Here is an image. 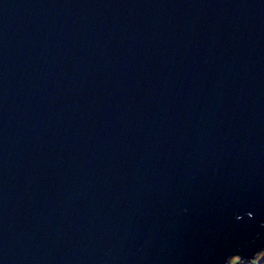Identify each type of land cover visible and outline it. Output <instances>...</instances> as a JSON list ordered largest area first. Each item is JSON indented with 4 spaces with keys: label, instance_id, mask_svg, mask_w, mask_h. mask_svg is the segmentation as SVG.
<instances>
[{
    "label": "water",
    "instance_id": "water-1",
    "mask_svg": "<svg viewBox=\"0 0 264 264\" xmlns=\"http://www.w3.org/2000/svg\"><path fill=\"white\" fill-rule=\"evenodd\" d=\"M261 251L264 0H0V264Z\"/></svg>",
    "mask_w": 264,
    "mask_h": 264
},
{
    "label": "rangeland",
    "instance_id": "rangeland-1",
    "mask_svg": "<svg viewBox=\"0 0 264 264\" xmlns=\"http://www.w3.org/2000/svg\"><path fill=\"white\" fill-rule=\"evenodd\" d=\"M264 264V251H261L255 258L251 260H240L234 257L230 260L229 264Z\"/></svg>",
    "mask_w": 264,
    "mask_h": 264
},
{
    "label": "trees",
    "instance_id": "trees-1",
    "mask_svg": "<svg viewBox=\"0 0 264 264\" xmlns=\"http://www.w3.org/2000/svg\"><path fill=\"white\" fill-rule=\"evenodd\" d=\"M242 260H244V259H242Z\"/></svg>",
    "mask_w": 264,
    "mask_h": 264
}]
</instances>
